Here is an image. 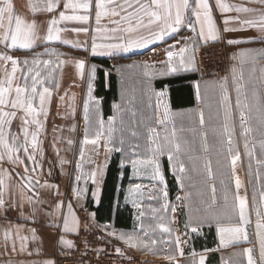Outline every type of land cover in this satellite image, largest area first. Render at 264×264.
<instances>
[{"label": "crops", "instance_id": "1", "mask_svg": "<svg viewBox=\"0 0 264 264\" xmlns=\"http://www.w3.org/2000/svg\"><path fill=\"white\" fill-rule=\"evenodd\" d=\"M77 2H82V0H77ZM92 2V11L90 19L87 23L79 21H62L57 25L59 28L67 29V31H62L60 33L61 41H68V44L62 43L61 41L49 42L45 44H38L32 50H22V49H13L6 50L0 45V52H7V54L12 55L14 58H18L23 61L25 58L31 60L32 57L36 56L37 53L44 51V48L54 49L57 53H62L60 59L65 60H82L85 63V68L83 76L77 73L74 65L68 64L64 65L61 69L57 70L54 74L55 79L59 81L60 87L57 89L53 85L46 84L53 91V100L51 103H55V112L66 111L67 104L69 99L74 95L75 99L73 101V106L75 108V114L70 115L67 118H57L50 106L49 115L47 120L43 116H40L39 119L44 122V127L41 129L38 139L42 142L43 155L37 153L36 160L40 165L39 168L32 174V178L35 181L39 179L41 184L45 181L54 185L52 189H39L40 197L46 201L42 207L47 211H52L53 206L57 202H63V209L56 210L55 215L45 216L42 213H38L35 217V222L26 221L19 218V213L12 209L8 208L5 212H0V233L6 228H12L15 232L16 225L20 227V235L26 236L27 239V250L26 253L21 255L19 254V240H17V251L13 252L11 249V243H9L6 254H0V264H4L9 259L13 261L16 260H26L31 261L33 264L36 262H41L44 260L56 261V255L60 252L68 250L65 246L59 243L61 235H64L59 227L54 225L62 226V216L61 211L67 212V205L71 203L75 215L78 216V208L84 207L87 209L90 217V221L94 226L96 232L103 237L104 239L118 245V246H127L122 241L115 238V235L109 236L108 232H113L116 235L120 233H137L143 235V232L140 231L141 227L148 231L150 236L156 239L158 242L163 241V243H157L154 246L155 254L149 253L147 251H139L140 254L146 256L150 259H153L148 264H170L169 260L166 259L168 256H173L174 261L172 264H186V262L191 259H194L195 264H200V257H204V264H222V260L227 262V264H232L233 261H238L239 264H247V257L243 253L244 248H253L254 258L259 260L258 254V244L256 242V237L254 235V224L256 217L252 214L251 219L253 221V227L249 229L251 243H240L238 245H228L227 247H222L220 245V239L217 235V225L213 222L212 224H204L200 227L199 233L191 232V229L185 228V223L188 222L189 217H198L203 214V209L207 205H211L212 202V192L211 187L215 185L216 198L218 205L222 204L223 198V187L220 184V180L223 179L225 184H228L231 192H235L234 182L230 180V173L228 169H219L217 165V160L223 162L224 156L221 154V145L218 142V137L214 135L213 129L219 130L224 123L223 111L219 110V115L217 111L219 109V101L221 99L219 85L224 82V78L227 77V87L229 99L232 104V123L235 126V141L236 148L241 155V160L238 162V175L243 183V187L240 192L243 195L247 192L249 198L251 197L252 186L255 185L257 190H259L261 183H264V167H259L261 182L257 183L256 172L258 166L256 160H251L252 165V175L249 177L248 174V164L249 158L244 155V139L241 137L240 133L242 131L239 123L238 113L235 109L236 102V88L241 89V103H248L251 108L252 119L249 121L248 126H251L254 131L248 136L249 148H252L255 151L257 159H264V154L261 153L260 142L262 137L258 131L255 129L258 127V113L257 108H264V87H260L261 72L260 69L264 67V60H257L255 65L247 58H243V63L241 62L242 58L239 57V53L242 50H264V42L257 43H242V44H232L229 45V54H230V69L228 76H210V77H199L195 71H184L183 69L173 73L160 75V72L166 71V65L161 64V61H165L166 51L171 45L176 47L174 51L179 50V47L183 46V41L186 37L192 36L193 33L189 30L186 25H182L180 30L177 33L172 34L169 37H166L165 40L159 41L154 45H149L146 48L134 49L129 53H116L113 55H93L91 52L93 36L96 37V42L107 43L114 42L109 41L106 38V33L103 29H111L113 27H119L121 29L128 28L135 25V21H122L120 16H102L97 24L95 18V6L94 0ZM122 2V0H120ZM141 3H148L149 0H140ZM214 3V0H212ZM229 4H241L247 7L260 8L259 4L248 3V0H225ZM12 3L15 6V14L20 15L28 22L35 20L40 25L41 35L45 34L47 28V20L51 18V14L37 12L32 13L28 9L29 0H12ZM32 3H40V0H32ZM42 6V5H41ZM63 10V9H61ZM110 11V9H109ZM67 15H80L85 14L81 10H77L75 13L71 10L66 11ZM241 18H254L252 13H239L230 12L226 14H221L218 10L214 11V18L216 20L217 26L220 29V38L217 40H222L224 42L230 39L237 38H251L258 37L261 35L255 29H246L241 31H230L224 32V24L222 23L224 16H237ZM58 18V13H56ZM188 19H193L190 13L187 16ZM147 18H145L146 20ZM112 20L120 21L118 25L111 23ZM230 27H238V25H229ZM102 29V31H95L97 28ZM74 28H88L87 33L84 32H74ZM147 35L145 31L143 33ZM181 42V43H178ZM216 41H208L206 43H211ZM201 42V45L206 44ZM177 44V45H176ZM72 45H77L73 47ZM198 46V47H199ZM190 55V54H189ZM236 56V59H233V56ZM39 59H53L56 57H49L47 55L40 56ZM135 62L143 61L146 64L151 65L145 71L149 72V77H146V91L151 93L155 92H164L162 100L165 104L168 105L172 114H174V122L170 123L168 126V133L171 134L173 127L175 128L177 139L181 142L187 141L194 148V151L184 154L182 153V160L185 159L184 164L189 171L191 176V181H185V187L182 189L181 186L177 183L176 177L172 173V169L169 165L167 154L159 157V164L164 176L165 184H160L158 181L150 179L151 169H145L143 166H138L139 173L134 175L133 169L130 162H126L124 167H120V163L124 153L114 152L110 155L107 160V167L104 168L103 172L99 174L96 178V183H93L90 176L87 175L91 173L97 166V164L105 163V155L103 149V139L101 140L100 155H94L92 151V146L83 145L82 141L85 139V130H86V121L84 115V101L89 97V77L92 70V67L95 68V73L97 77V86H92L91 94L96 95L95 100L92 103H89V119L87 122V133L88 138H95L96 132L99 130V121L102 119L106 122L109 117L114 115L113 104H116L119 100L120 95V85L118 80V71L114 69L115 64L119 62ZM109 63V67L105 66V63ZM176 62H179V57L176 58ZM154 67V69H153ZM255 67V75H252V69ZM156 68V69H155ZM195 68H197V62L195 57ZM236 69V80L238 83H233V74L232 69ZM8 72H11V64L7 65ZM50 69L45 68L42 64L37 66H32V73L40 72L42 76H47ZM22 72H28V69L21 63L17 66L16 77L20 78L14 83H18L21 87L24 86L25 81L21 77ZM100 73L103 76L104 89L109 88V76H114L115 87H116V97L109 104L110 114L104 115L102 108L103 97L98 96V81L100 78ZM107 73V75H106ZM195 74L196 79L185 82L189 85L192 91V102L187 106H176L174 105L172 99V90L174 86L168 83H164L163 80L167 78H173L182 75ZM5 69L3 63L0 62V79L4 78ZM28 85H31V79L27 81ZM199 84L202 101L198 102L196 98V85ZM255 86V91L260 96L259 102L253 98V90ZM136 87V86H132ZM128 93H132L131 89ZM133 88V89H134ZM67 96L65 100L61 102L59 100L60 96ZM129 93V94H130ZM134 93V90H133ZM14 95V93H13ZM100 95V94H99ZM94 100V99H93ZM99 101V103H97ZM156 104V97L152 96V105L153 108H146V126L155 127L160 131L161 136H163L164 131L159 126L156 125L153 117V112ZM59 105V109L57 107ZM36 107H39L38 98L36 101ZM203 109L205 114V125L203 127L199 124V111ZM247 111V109L245 110ZM160 112H163V109H160ZM213 114V118L209 119V113ZM22 113H18V117L13 120L11 125V132L19 134L20 142H23V136L20 134V125L21 120L19 116ZM131 121H126L127 124H130ZM137 124V123H136ZM135 124V125H136ZM72 126H75V131H71ZM108 126V125H107ZM114 127L119 128L120 122L117 120ZM63 129V131L53 132V128ZM195 127V132L189 131L190 128ZM184 129L181 131V129ZM7 130V129H6ZM34 126H30V131H33ZM106 134V129H103ZM202 133H207V144L208 151L204 152V137ZM114 137H119L121 133L117 131L113 134ZM126 143L131 140L132 144L135 145L137 141L136 138L130 137V133H123ZM147 136V131H146ZM71 139L73 143L69 145L67 140ZM55 142V149L53 148V143ZM118 143V141H117ZM183 146V145H182ZM84 148V158L81 160L80 149ZM142 149V150H141ZM139 151L142 153L139 157H133L126 155L132 158H145V147L141 148ZM57 150L59 155H57ZM144 150V151H143ZM226 151V149H225ZM130 152V151H129ZM19 155L24 156L23 150L20 151ZM189 155L192 159H189ZM63 159L66 161L63 165L60 164V160ZM89 159L93 162L89 163ZM113 159H118V167L121 169L127 170V175L121 173L119 175L118 184L116 187V192L114 199L111 204V215L109 220H103L98 218L96 215V209L99 207L102 201V192L103 186L108 172L109 165ZM211 161L212 170L214 178L209 180L207 178V173L204 169V163L206 161ZM77 163L81 164V168L78 170L76 165ZM166 165L168 166V173L166 174ZM3 168L8 169L10 172V180L6 181L11 188L10 191L15 190L17 185L22 183L19 176L16 175L17 172L23 173V165H16L15 169L10 164H3ZM32 165H29L31 168ZM195 169V170H193ZM223 171V175H221ZM83 178L79 181L76 180L78 175H82ZM125 180L124 183H121L122 180ZM251 179V184L249 180ZM140 184L142 186L140 193L129 194V189L136 185ZM73 188H78L82 190V193L78 196H74ZM57 190L59 195H57ZM167 192V198L165 201L164 192ZM93 192H96L97 195L93 196ZM171 192V193H170ZM189 193L188 207H185L183 201H180L179 209L176 212L171 211L169 223L171 222V228L173 230V235L169 236L167 233H162L159 229V224L166 221L165 214H159L158 211L161 210V206L165 204L168 200L174 206L176 205L177 196L183 197L185 193ZM31 193H29L30 195ZM127 197V199H126ZM6 200H9V196H5ZM138 204L137 208L135 205ZM159 207V208H158ZM156 211H153V210ZM160 209V210H159ZM216 210H219L217 208ZM25 214H30L29 205L25 202L24 204ZM143 212V216L140 213ZM184 212V213H182ZM124 216L123 223L118 224L116 216L117 214ZM7 217V219H5ZM163 217V220H161ZM186 220V222H184ZM80 222V221H79ZM105 226H107L105 228ZM193 226H195V220H193ZM222 226H228L225 223ZM29 229H35V239L32 238V233ZM188 231V232H187ZM185 233V234H184ZM74 234H67L65 238L72 241ZM181 238V249L183 255L180 254V251L176 248V236ZM185 235V242L182 243V239ZM227 239V237H226ZM27 252H31L32 255L28 256ZM0 253H4L3 241L0 239ZM189 258V259H188ZM196 260V261H195ZM146 264V263H143Z\"/></svg>", "mask_w": 264, "mask_h": 264}, {"label": "snow or ice", "instance_id": "2", "mask_svg": "<svg viewBox=\"0 0 264 264\" xmlns=\"http://www.w3.org/2000/svg\"><path fill=\"white\" fill-rule=\"evenodd\" d=\"M248 3L259 4L260 8L247 7L241 4H229L225 0H149L148 3H141L140 0H94L95 6V18L97 24L101 20L102 16H120L122 21H135L134 26H130L125 29L119 27H113L111 29H103L107 34L106 38L109 41L107 43H97L96 37L93 36L91 52L93 55H113L116 53H129L134 49L146 48L149 45H154L159 41L165 40L166 37L177 33L182 25H186L189 30L193 33L192 36L184 39L183 46L179 47L178 52L173 49L175 45H171L166 51L167 59L160 63L166 65V71H161L160 75L173 74L181 69L184 71H195V51L201 42L217 41L220 38V29L217 26L214 18V11L218 10L221 14L230 12L239 13H252L254 18H241L237 16H224L222 23L224 24L223 31H241L246 29H255L261 35L258 37L251 38H237L226 41L229 45L242 44V43H257L264 42V0H248ZM42 5V6H41ZM91 0H40V3H32L29 0L28 9L32 13L43 12L51 14V18L47 20V28L45 34L41 35L40 25L33 20L32 22L26 21L20 15L15 14V6L12 0H0V45L6 50L22 49L32 50L38 44H47L49 42L61 41L60 33L67 31V29L57 27L62 21H79L87 23L91 16L92 11ZM63 9V10H61ZM110 9V11H109ZM71 10L76 12L81 10L85 14L80 15H67L66 11ZM58 13V18L56 16ZM190 13L193 19H188L187 16ZM145 18H147L145 20ZM112 24L118 25L120 21L112 20ZM238 25V27H230L229 25ZM72 31L80 33H87L88 28H74ZM97 32L102 31L99 27L95 30ZM147 35H144V32ZM62 43L68 44V41H61ZM181 43V42H178ZM77 47V45H72ZM190 54V55H189ZM47 55L49 57H56L53 59H39L40 56ZM64 55L57 53L54 49L44 48V51L37 53L36 56L32 57L31 60L25 58L23 61L18 58H14L7 52H0V62L3 63L5 69L4 78L0 79V212H5L8 208H12L19 213V218L26 221L35 222V217L38 213H42L45 216L55 215L56 210H62L64 205L63 202H57L52 211L45 210L42 205L46 203L40 197L39 189H52L54 185L45 181L41 184L39 179L35 181L32 178V174L40 167L36 160V155L39 153L42 157L43 149L41 147L42 142L38 139L41 129L44 127L39 117L43 116L45 121L49 115L50 106L53 100V91L50 87L45 86L53 85L55 88L60 87L59 81L55 79V73L61 69L64 65H74L77 73L83 76L85 63L82 60H65L60 59ZM242 58L247 57L253 65L256 61L264 60V50H242L239 54ZM179 57L178 65L176 64V58ZM236 59V56H233ZM11 64V72H8L7 65ZM23 64L28 72H22L21 77L24 79L25 84L21 87L16 77L17 66ZM43 65L45 68L50 69L47 76H42L40 72L32 73V66ZM131 67V66H129ZM144 69L152 67L149 64L143 65ZM118 71H120L118 69ZM256 69L253 67L252 75H255ZM261 79L260 87H264V67L260 69ZM95 68L93 67L89 77V98L84 101V115L86 121L85 139L82 141L83 145H91L94 155H100L101 140L103 139V149L105 155V163L97 164L96 168L87 174L90 176L93 183H96V178L101 174L104 168L107 167V160L110 155L114 152L125 153L131 151V156L139 157L140 144H132L131 140L127 142L123 136L125 131L130 132V137H140V133L135 130L134 125L136 124L137 111L131 107L136 102V97L133 95L131 98L122 100L120 104H113V108L116 113L129 112L131 115V122L125 125L123 119L120 121L119 128L114 127V123L117 117L114 115L108 119V129L105 134L104 121H99V130L95 134V138L89 139L87 133V122L89 119V102L92 100L91 91L92 84L91 79L94 77ZM233 83H238L236 80V69H232ZM107 75V73H106ZM149 72L145 71L144 76L149 77ZM31 79V85L29 86L27 81ZM221 99L219 101V110L223 111L224 123L222 127L217 130L213 129L214 135L218 137V142L221 145V154L224 156L223 162L217 160L218 168L228 169L230 173V180L234 182L235 192H231L228 184H225L223 179L220 180V184L223 187V198L222 204L218 205L216 198V187L212 185V202L211 205H207L203 209V214L198 217H189L188 222L185 224V228H190L191 232L199 233V229L204 224H212L213 222L217 225L216 231L220 239V245L227 247L228 245H238L240 243H251L249 229L253 227V221L251 219L252 214L255 215L256 220L254 224V235L258 244L259 260L254 258L253 248H244L243 253L247 257V264H264V183H261L259 190L256 186H252L251 197L249 198L247 192L243 195L240 190L243 187V183L238 175V162L241 160V155L236 148L235 141V126L232 123V104L229 99L227 77L224 78V82L219 85ZM236 102L235 109L238 113L240 127L242 129L240 135L244 139V155L249 158L248 174L249 177L252 175L251 160L255 159L258 166L256 172L257 183L261 182L259 167H264V159H257L255 151L249 149L248 136L254 131L251 126H248L249 121L252 119L251 112L252 108L248 103H241V89H236ZM14 93V95H13ZM156 97V104L153 112L152 119L156 125H159L164 134L161 136L160 131L155 127L145 126L147 131L146 145H145V158H130L125 156L121 160L120 167L123 168L126 162H130L134 175H138V166H143L146 170L151 169L150 179L158 181L160 184H165L164 176L159 164V157L167 154L169 165L172 169L173 175L176 177L177 183L183 189L185 187V181H191L188 169L182 160V153L187 154L194 151V148L187 141L181 142L177 139L175 128L171 134L168 133V126L174 122V114L171 113L167 104L162 100L165 95L164 92H155L149 94L148 91H143L139 102L146 108H153L152 96ZM65 95L60 96L59 100L63 102ZM38 98L39 107H36V101ZM196 98L198 102L202 101L200 86L196 85ZM253 98L259 102L260 96L253 90ZM74 95L69 99L66 111L63 115L58 111L57 115H61V118H67L70 115L75 114V108L73 106ZM99 103V101H97ZM59 109V105H57ZM163 109V112H160ZM247 109V111H245ZM258 113V127L255 131H258L262 137L260 142L261 153L264 154V108H257ZM18 113H22L19 116L21 120L20 134L23 136V142H20L19 134L11 132V125L14 119L18 117ZM199 124L201 127L205 125V114L203 109L199 111ZM213 118V114L209 113V119ZM140 124L144 123V120L139 121ZM30 126H34L33 131H30ZM7 129V130H6ZM63 131V129L53 128V132ZM71 131H75V126H72ZM184 129L182 128L181 131ZM119 131L121 135L114 137V133ZM189 131L195 132V127L189 129ZM204 139V152L208 151L207 144V133L201 134ZM118 141V143H117ZM67 143L71 145L73 141L67 140ZM183 145V146H182ZM55 142L53 148L55 149ZM226 149V151H225ZM23 150L24 156L19 155L20 151ZM57 155L59 151L57 150ZM81 160L84 158V148L80 149ZM189 159L192 157L189 155ZM89 163L93 161L89 159ZM10 164L15 169L16 165H23V173L17 172L16 175L20 177L22 183L17 185L15 190L10 191L11 186L6 183L10 180V172L8 169L3 168V164ZM66 163L65 160L61 159L60 164ZM29 165H32L29 168ZM77 169L81 168V164L77 163ZM204 169L207 173V178L212 180L214 178L211 161L204 163ZM195 170V169H193ZM221 171V175H223ZM83 178L82 175H78L76 180L79 181ZM251 184V179L249 180ZM142 186L136 184L129 189V194L140 193ZM29 193H31L29 195ZM82 193V190L73 188L74 196H78ZM57 195L59 192L57 190ZM9 196V200L5 199V196ZM97 193L93 192V196ZM189 193H185L183 197L177 196L178 201H183L185 207H188ZM164 198L166 201L167 192H164ZM127 199V197H126ZM25 202L29 205L30 214L26 215L24 211ZM137 208L138 204L135 205ZM169 207L174 212L175 206L169 205L167 202L163 205V208L167 210ZM219 208V210H216ZM67 212L61 211L62 226L54 225L59 227L64 235L60 236L59 243L68 249H74L75 245L73 241L65 238L67 234H79L80 222L73 211L71 203L67 205ZM153 211H156L155 209ZM143 212L140 213L143 216ZM7 219V217H5ZM163 220V217H161ZM193 220H195V226H193ZM227 223L228 226H222ZM159 229L162 233H167L169 236L172 235V229L160 223ZM15 232L12 228H6L0 233V239L3 241L4 253L6 254L9 243H11V249L13 252L17 251V240H19V254L23 255L27 250V237L20 235L19 225L14 226ZM107 226H105L106 228ZM32 233V238L35 239V229H29ZM85 231H89V226L85 225ZM143 235L137 233L127 234L120 233L116 235L113 232H108L109 236L115 235V238L122 241L125 245L138 251H147L155 254L154 246L157 243H163V241H157L152 238L148 231L141 227ZM227 237V239H226ZM176 248L183 255L181 249V238L176 236ZM87 244V241H85ZM96 251H100L97 249ZM116 253L122 254L121 249L117 247ZM28 256H31V252H27ZM130 259V257H129ZM166 259L169 260L170 264L174 261L173 256H168ZM4 264H33L31 261L26 260H7ZM36 264H55L52 260H44L36 262ZM200 264H204V257H200ZM222 264L227 262L222 260ZM232 264H239L238 261H233Z\"/></svg>", "mask_w": 264, "mask_h": 264}, {"label": "built area", "instance_id": "3", "mask_svg": "<svg viewBox=\"0 0 264 264\" xmlns=\"http://www.w3.org/2000/svg\"><path fill=\"white\" fill-rule=\"evenodd\" d=\"M199 77L228 76L230 69L229 46L226 42H216L201 45L195 51ZM80 221L79 234H74L72 241L74 249H68L56 255L55 264H143L144 255L130 247L118 246L101 237L92 225L86 208H78ZM85 225L89 231H85ZM87 241V244H85ZM119 247L122 254L116 253ZM99 249L100 251H96ZM130 257V259H129Z\"/></svg>", "mask_w": 264, "mask_h": 264}, {"label": "rangeland", "instance_id": "4", "mask_svg": "<svg viewBox=\"0 0 264 264\" xmlns=\"http://www.w3.org/2000/svg\"><path fill=\"white\" fill-rule=\"evenodd\" d=\"M195 57H196V54H195ZM114 64H115L114 69H116V71H118V69L120 70V71H118V74H119L118 75V77H119L118 80H119V85L121 86L120 87V91L121 92H120V95H119V100H118V102L116 104H120V103H122V100H126L127 98H131L133 95H135L136 102L133 105H131V107L134 108L137 111V116H136V123L137 124L134 125V127H135V130L138 131V133H140V137L138 139L139 141H137L136 143L140 144V149L144 148L145 145H146V127H145L146 126V107L139 102V99H140V96H141L142 92L146 91V77L144 76V72H145L146 69H144V67H143V65L146 64V62H143V61H135V62L124 61V62H119V63H114ZM176 64L178 65V62H176ZM129 66H131V67H129ZM153 69H154V67H153ZM96 82H97V77H96V73H95L94 77L91 79L92 86L95 85V87H96L97 86ZM132 86H136V87L134 88ZM131 87H132V89H131L132 93L129 92L130 93L129 94L128 91L130 90ZM133 90H134V93H133ZM91 97H92V100L89 103H92L93 101H96L95 100L96 95H94L92 93ZM54 107H55V103L52 104V106H51L52 110L50 111V113L53 112L55 117L61 118V115H63V112L60 111L61 115H57V113L54 110L55 109ZM114 115L117 117V120L119 122L121 121V119H123V121L125 122V125H128L126 123V121H131V115H130L129 112L116 113L115 110H114ZM141 119L144 120L143 124L139 123V121ZM107 125H108V120L106 122H104V128L106 129V133H107V129H108ZM126 133H130V132L129 131H125L124 134H126ZM126 147H127V143H126ZM250 148H252V146H250ZM130 153H131V151L130 152L126 151L123 154L122 159H124V157L126 155H130ZM130 158H132V157H130ZM183 161H185V159H183ZM167 203L169 205H173L172 203H170L169 200L167 201ZM180 204H181L180 201L176 200V205H175V209L176 210L174 212H176L179 209L178 206ZM171 211H172L171 207H169L167 210H165L162 206H161V210L158 211L159 214L167 215L166 216L167 217L166 221L162 222V223H164L165 226L170 227V228H171V222L169 223L167 220L169 219V215H170ZM182 213H184V212H182ZM184 222H186V220H184ZM172 235H173V230H172ZM184 239H185V235H184V237L182 239V243L185 242ZM125 247H129V246H125ZM134 250L139 252L136 249H134ZM194 259H195V257L194 258L192 257L191 259H189L186 262V264H195ZM152 260L153 259H150V258H148L146 256V264H148L150 262H155V261H152Z\"/></svg>", "mask_w": 264, "mask_h": 264}, {"label": "trees", "instance_id": "5", "mask_svg": "<svg viewBox=\"0 0 264 264\" xmlns=\"http://www.w3.org/2000/svg\"><path fill=\"white\" fill-rule=\"evenodd\" d=\"M106 67H109V63H105ZM196 79L195 74H189V75H182L177 76L173 78H167L164 79V83L171 84L174 86V89L172 90V99L174 102V105L176 106H187L190 105L192 102V91L189 85L185 84V82ZM109 88L107 90L104 89V83H103V76L102 73H100V78L98 81V96L103 97L102 101V108L104 115L110 114L109 110V104L110 102L115 99L116 97V87H115V81L114 76H109ZM100 94V95H99ZM168 166L166 165V174L168 173ZM123 174L124 177L127 175L126 169H121L118 167V159H113L111 164L109 165L108 172L106 175V179L103 186V192H102V201L99 205V207L96 209V215L98 218L103 220H109L111 215V204L115 196L116 187L119 180V175ZM124 179L121 183H124ZM171 193V192H170ZM118 224L123 223L124 216L121 214H117L116 216Z\"/></svg>", "mask_w": 264, "mask_h": 264}]
</instances>
